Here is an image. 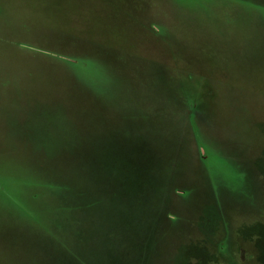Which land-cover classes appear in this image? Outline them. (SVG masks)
<instances>
[{
    "label": "rangeland",
    "instance_id": "obj_1",
    "mask_svg": "<svg viewBox=\"0 0 264 264\" xmlns=\"http://www.w3.org/2000/svg\"><path fill=\"white\" fill-rule=\"evenodd\" d=\"M0 264H264V0H0Z\"/></svg>",
    "mask_w": 264,
    "mask_h": 264
}]
</instances>
